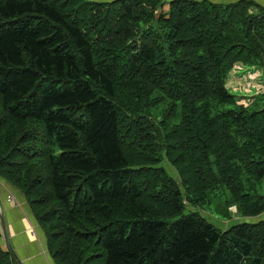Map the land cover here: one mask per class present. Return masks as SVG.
Here are the masks:
<instances>
[{
    "label": "trees",
    "instance_id": "1",
    "mask_svg": "<svg viewBox=\"0 0 264 264\" xmlns=\"http://www.w3.org/2000/svg\"><path fill=\"white\" fill-rule=\"evenodd\" d=\"M237 64L264 70L254 0H0V178L54 264H264V219L185 213L219 191L264 214V108L225 87Z\"/></svg>",
    "mask_w": 264,
    "mask_h": 264
},
{
    "label": "crops",
    "instance_id": "2",
    "mask_svg": "<svg viewBox=\"0 0 264 264\" xmlns=\"http://www.w3.org/2000/svg\"><path fill=\"white\" fill-rule=\"evenodd\" d=\"M209 1L215 3H233L238 0ZM254 1L264 7V0ZM235 79L236 78H232L231 81L233 80L234 82L236 81ZM238 83L241 84L240 79ZM231 85H233V83ZM229 86L230 84L227 81L225 87L228 89ZM8 196H12V202L7 201ZM0 215L2 216L7 240L6 244L0 229L1 247L12 254L17 262L16 264H54L47 252L44 234L32 218L23 194L8 185L1 178Z\"/></svg>",
    "mask_w": 264,
    "mask_h": 264
},
{
    "label": "rangeland",
    "instance_id": "3",
    "mask_svg": "<svg viewBox=\"0 0 264 264\" xmlns=\"http://www.w3.org/2000/svg\"><path fill=\"white\" fill-rule=\"evenodd\" d=\"M96 1H105V0H96ZM163 12L168 10L167 4L163 7ZM237 76V77H235ZM232 78H236L234 81H231ZM240 79V83H238ZM230 84L228 91L230 94L235 96L239 104L247 107L252 104V110H260L264 108V70L263 69H252L245 67L243 65L237 64L233 69L228 73L226 82ZM233 83V85H231ZM228 86V85H227ZM164 104L160 105L158 108L152 109L150 115H158L159 111L162 110ZM159 116V115H158ZM172 122H175L172 120ZM156 167L161 168L165 173L178 180L176 171L174 167L162 157L161 161L156 165ZM223 197L220 195V192L217 191L212 196L211 205H202V207H190L187 206L185 213L196 211L207 221H209L213 226L218 229H226L229 226L245 222H256L258 220L264 219V214L254 217L243 219L236 212L234 207L228 209L230 215L225 213V207H223Z\"/></svg>",
    "mask_w": 264,
    "mask_h": 264
},
{
    "label": "water",
    "instance_id": "4",
    "mask_svg": "<svg viewBox=\"0 0 264 264\" xmlns=\"http://www.w3.org/2000/svg\"><path fill=\"white\" fill-rule=\"evenodd\" d=\"M0 229H1V234L3 237L4 242L7 244V240H6V232L4 229V225H3V221H2V216L0 215ZM13 262L16 264V260L13 258Z\"/></svg>",
    "mask_w": 264,
    "mask_h": 264
},
{
    "label": "built area",
    "instance_id": "5",
    "mask_svg": "<svg viewBox=\"0 0 264 264\" xmlns=\"http://www.w3.org/2000/svg\"><path fill=\"white\" fill-rule=\"evenodd\" d=\"M7 201H8V202H12V201H13L12 196H8V197H7Z\"/></svg>",
    "mask_w": 264,
    "mask_h": 264
}]
</instances>
